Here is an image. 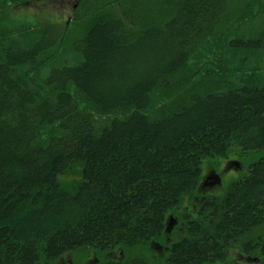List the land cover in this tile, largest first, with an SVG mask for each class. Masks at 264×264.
<instances>
[{
    "label": "trees",
    "instance_id": "1",
    "mask_svg": "<svg viewBox=\"0 0 264 264\" xmlns=\"http://www.w3.org/2000/svg\"><path fill=\"white\" fill-rule=\"evenodd\" d=\"M260 11L264 0H80L64 29L0 20V264H214L229 239L264 264V31L232 37ZM234 146L257 159L158 257L150 245L204 159ZM72 164L76 184L59 179Z\"/></svg>",
    "mask_w": 264,
    "mask_h": 264
},
{
    "label": "rangeland",
    "instance_id": "2",
    "mask_svg": "<svg viewBox=\"0 0 264 264\" xmlns=\"http://www.w3.org/2000/svg\"><path fill=\"white\" fill-rule=\"evenodd\" d=\"M80 0H26L24 2H21L19 4H13L6 8L5 10L0 12V20L5 23H10L13 19H22V20H30L32 22H41L44 21H50V22H59L61 23L62 28L64 29L66 26H70L71 23L75 20L76 13H74L75 8L77 7V4ZM260 33L264 31V11H260L256 18L249 17L245 21H241L237 24L236 29L234 30L232 37H239V36H245L248 33ZM82 35V31H78L76 34L69 33L68 40L72 41L76 39L77 35ZM68 57H64L61 62H67ZM60 64L59 62H56V64ZM69 63V62H68ZM81 108H84V104L80 105ZM257 159V156L252 152H245L241 149L239 146H234L230 148L227 152V155L225 156H219L215 158H206L203 161V175L211 174L215 172L216 175L219 176V181H221L219 184H217L215 187H212L210 189V193H212L213 197H219L224 192V189L228 185V183L237 178L238 176H243L249 168V165L251 162ZM233 161H237L235 163V166H243L240 169H236ZM238 163V164H237ZM238 166V167H239ZM82 169L83 164H72L70 166V169L66 171L64 174L59 175V179L62 181V179L67 183L76 184L78 181L82 180ZM214 174V175H215ZM203 177V176H202ZM198 192H195L197 194ZM194 194V195H195ZM196 200L195 197H185L182 201V208L185 206L191 207L192 204H195ZM215 207L220 209L221 205L216 203L214 204ZM212 219V221L215 222V219L218 217V213L210 210L208 214ZM170 216V215H169ZM167 222V221H166ZM218 222V221H217ZM217 222H215L217 224ZM168 232H171L167 235L165 233V239L169 237V241L167 243H170L172 240H178L183 236V231L180 230L176 225L172 227V229L168 230ZM264 234V226L262 228L257 229V233H255V236H259ZM240 241L244 243V240L242 238H239ZM261 242H263L261 240ZM155 243L156 245H154ZM222 244L218 247L221 248ZM158 247H161L162 249H159ZM233 247V245H232ZM243 245H235L233 247L234 251H231V254L229 258L227 259L226 263L224 262H216L214 264H227L231 260H233L235 254L239 253L242 254ZM263 247V254H264V245L262 243ZM151 251L156 254L158 257H164L166 254H162L161 251L163 250V245L159 241H154L150 245ZM115 252V251H114ZM113 253V252H111ZM218 253V251H216ZM109 255V254H108ZM246 258L242 260V262L248 263V264H254L257 263L258 259H260V253H245ZM111 258H113L111 255H109ZM75 254L67 253L63 255L59 259H63L64 261L69 260L73 263V260H75V264H79L82 259L84 258H90V259H97L94 258L93 254H90L89 256H84L82 259H79ZM119 258V257H117ZM58 259V260H59ZM56 260V261H58ZM80 261V262H79ZM44 264H49L48 262H43ZM54 263V262H53ZM99 263V260H98ZM97 263V264H98ZM208 264V263H206Z\"/></svg>",
    "mask_w": 264,
    "mask_h": 264
},
{
    "label": "flooded vegetation",
    "instance_id": "3",
    "mask_svg": "<svg viewBox=\"0 0 264 264\" xmlns=\"http://www.w3.org/2000/svg\"><path fill=\"white\" fill-rule=\"evenodd\" d=\"M233 164L235 166L234 162H233ZM241 167H243V166L241 165L239 168H238V166L237 167L235 166L236 169H240ZM214 174H215V172H213L211 174L203 175L201 183L196 190V192H198V193L197 194L194 193L195 195L194 194L192 195V199H193V197H195V200H196L195 204H192L191 207L185 206L184 208H182L183 205L182 206L180 205L179 209H177L175 212L170 214V216L173 215L175 217L176 224H177L178 228L180 230H182L184 234L186 233L188 226L191 225V223H193L196 220H199V217L201 214H203V215L206 214V212H205L206 206H204L203 204L210 196H212V193H210V189L212 187H215L217 184H219L221 182V181L215 182V179L213 177ZM238 178H240V177L238 176L237 178L231 180L228 183V185L226 186V188L224 189V192L226 191L227 187L230 184H232L233 181L237 180ZM213 204H216V203H213ZM214 207H215V205H212L211 210ZM209 212H210V210L207 211V214H209ZM165 233H167V235H168L171 232H168L165 230ZM169 240H170L169 237H167L164 240V242H161L163 245V250L161 251V253L163 255L168 254L171 251L172 244L175 241V240H172L170 243H167ZM258 242H261V240L259 239ZM153 244L156 245L155 243H153ZM158 248L162 249L161 247H158ZM224 250H225V256H223L222 258L220 257V259L217 260V262L220 261V262L226 263L227 259L229 258L230 254H231V251H234V249L232 247V242L230 241V239H229V242L226 244ZM240 250L243 251V248ZM220 253L214 255V258L219 257ZM245 253L246 252H244V251L242 254L236 253L233 260H231L227 264H231V263H233V261H236V262L242 261L244 258H246ZM108 254L111 255L113 258L118 259L116 252H113V253L108 252ZM119 259H120V257H119ZM97 263H98L97 259L93 260L90 258H84V259H82V261L79 264H97ZM42 264H44V263H42ZM53 264H75V260H73V263H72L69 260L64 261L63 259H59L58 261H54Z\"/></svg>",
    "mask_w": 264,
    "mask_h": 264
},
{
    "label": "water",
    "instance_id": "4",
    "mask_svg": "<svg viewBox=\"0 0 264 264\" xmlns=\"http://www.w3.org/2000/svg\"><path fill=\"white\" fill-rule=\"evenodd\" d=\"M233 162L236 163L237 161H233ZM231 165H233V163ZM238 166H239V164H238ZM213 177L215 179V182H219V176L218 175L215 174ZM175 224H176L175 217L173 215L169 216L167 219V222H166V230L168 231V230L172 229V227H174Z\"/></svg>",
    "mask_w": 264,
    "mask_h": 264
}]
</instances>
